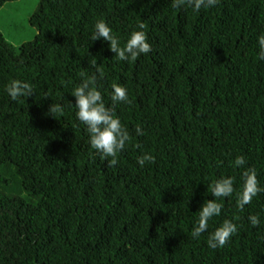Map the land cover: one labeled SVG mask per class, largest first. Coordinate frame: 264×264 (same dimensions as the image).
I'll return each instance as SVG.
<instances>
[{"label":"trees","instance_id":"obj_1","mask_svg":"<svg viewBox=\"0 0 264 264\" xmlns=\"http://www.w3.org/2000/svg\"><path fill=\"white\" fill-rule=\"evenodd\" d=\"M101 19L122 46L144 24L152 52L118 61L92 40ZM29 24L37 34L19 49L0 32V264H264V191L237 206L250 170L264 189V0L198 13L171 0H39ZM92 76L132 138L115 166L76 119L71 94ZM12 80L33 96L12 101ZM113 84L130 104L113 103ZM143 153L155 162L141 168ZM222 178L234 191L193 239ZM225 220L238 231L213 250L208 238Z\"/></svg>","mask_w":264,"mask_h":264},{"label":"clouds","instance_id":"obj_2","mask_svg":"<svg viewBox=\"0 0 264 264\" xmlns=\"http://www.w3.org/2000/svg\"><path fill=\"white\" fill-rule=\"evenodd\" d=\"M220 0H171L173 9L192 8L196 13L201 9H212L219 4ZM140 30L133 31L127 41L121 45V40L113 34L112 29L104 20H99L94 26L93 41L102 40L109 44L111 52L115 53V59L122 62L133 63L141 55H148L152 52V45L148 42L145 25L139 24ZM259 46L258 59L264 61V34L257 37ZM97 71L100 72L99 67ZM83 75V74H82ZM102 75V72H101ZM96 76L84 79L80 86L72 92L75 98L76 119L82 123L89 136V145L102 158L108 161L110 166L118 163V156L125 150L126 145L131 141V136L115 112L106 107L101 91L95 86ZM4 91L12 101H19L23 98L33 96V86L23 80H12L6 85ZM111 99L113 103L130 104L128 91L125 87L113 84ZM49 113L56 119V115L63 116V108L60 105L50 106ZM136 134L143 135L141 127L135 129ZM137 147H139L137 145ZM111 158V159H109ZM155 162L150 153H143L137 158V164L143 168L146 164ZM245 158L238 156L233 162L234 167H243ZM212 196L216 199L206 201L200 208L199 218L191 231L193 239H199L202 234L207 232L209 221L214 217H219L222 212L223 204L217 202L232 195V178H222L210 186ZM264 191L258 186L256 174L249 171L245 178V187L238 201V208H243L251 203L252 198L258 193ZM249 222L253 227L260 223L259 215L249 217ZM238 231L237 225L230 220H225L220 227L210 234L207 245L215 250L223 248Z\"/></svg>","mask_w":264,"mask_h":264},{"label":"rangeland","instance_id":"obj_3","mask_svg":"<svg viewBox=\"0 0 264 264\" xmlns=\"http://www.w3.org/2000/svg\"><path fill=\"white\" fill-rule=\"evenodd\" d=\"M38 3L39 0H18L7 3L0 9V32L14 48L19 49L36 36L29 18Z\"/></svg>","mask_w":264,"mask_h":264}]
</instances>
